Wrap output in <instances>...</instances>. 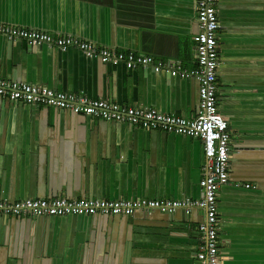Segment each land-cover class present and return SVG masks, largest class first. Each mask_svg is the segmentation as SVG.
<instances>
[{
	"label": "crops",
	"instance_id": "crops-1",
	"mask_svg": "<svg viewBox=\"0 0 264 264\" xmlns=\"http://www.w3.org/2000/svg\"><path fill=\"white\" fill-rule=\"evenodd\" d=\"M217 98L230 179L218 191L221 264H264V0H216ZM0 24L72 35L156 66L128 69L79 48L0 33V78L200 116L196 0H0ZM165 63L186 77L156 69ZM202 140L70 109L0 98V201L200 200ZM206 212L132 216L0 215V264H201Z\"/></svg>",
	"mask_w": 264,
	"mask_h": 264
},
{
	"label": "built area",
	"instance_id": "built-area-1",
	"mask_svg": "<svg viewBox=\"0 0 264 264\" xmlns=\"http://www.w3.org/2000/svg\"><path fill=\"white\" fill-rule=\"evenodd\" d=\"M216 0H196L197 22L200 31L194 36L198 52V68L192 71L200 81L201 112L196 118L161 112L154 108L121 106L106 100L93 99L84 95L56 91L46 86L0 78V98L30 105H47L70 109L107 120L129 122L149 129L183 136L195 137L203 142L205 174L201 181L203 197L200 200H107L30 198L12 203L0 201V215L12 216H65L106 215L132 216L139 211L160 210L172 213L184 209L188 214L193 208L206 212V220L200 225L203 245L198 253L201 264H221L217 239V198L219 189L230 179L231 134L228 121L219 110L217 90V67L219 64L216 34L220 28L215 8ZM0 33L12 40H25L31 45H49L62 51L79 48L91 58L103 62H122L128 69L156 66L151 55L136 52L116 51L95 42L72 35H55L50 32L0 24ZM156 69L166 70L173 75L186 77L188 72L165 63Z\"/></svg>",
	"mask_w": 264,
	"mask_h": 264
}]
</instances>
